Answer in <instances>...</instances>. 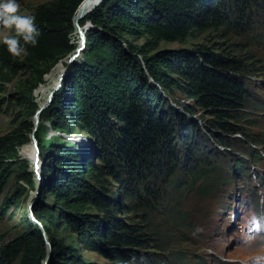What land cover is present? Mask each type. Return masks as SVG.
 Here are the masks:
<instances>
[{
	"label": "trees",
	"instance_id": "trees-1",
	"mask_svg": "<svg viewBox=\"0 0 264 264\" xmlns=\"http://www.w3.org/2000/svg\"><path fill=\"white\" fill-rule=\"evenodd\" d=\"M82 1L52 0L27 15L35 17L41 34L35 47L17 37L26 49L24 58L11 55L7 45L0 44L1 83H10L23 68L37 72L28 89L31 115L55 89L49 80L51 69L78 47L71 35L74 28L76 32L74 16ZM254 3L256 0H102L79 21L83 30L84 24L91 22L84 51L70 65L51 104L41 112L35 132L44 180L33 213L45 228L56 257L68 264H82L74 252L77 250L63 248L51 228L67 226L85 248L115 264L140 263V249L147 244L145 232L137 223L128 225L118 214L150 206L142 196L150 192V185L139 187L135 182L144 177V171L168 169L169 178L176 169L178 135L182 134L193 150L191 133L198 121L189 122L186 113L202 110L211 116V134L222 143L223 136L214 128L237 132L234 121L257 106L246 82V76L256 72V64L250 63L255 55L246 47L232 50L213 43L193 49H159V42L162 38L183 40L188 34L221 26L226 27L222 32L226 35L231 7L243 14ZM245 24L237 20L234 25L245 29ZM12 32L11 37L16 36L14 27ZM146 34L152 38L144 43L129 39ZM35 88L36 102L32 98ZM177 93L194 101L179 104L175 100L184 112L171 102ZM44 121L68 133L87 131L99 149L96 159L75 145L45 143ZM34 127L31 121L26 135L0 137V197L11 177L4 154L17 155L16 146L29 141ZM30 147L27 143L21 151ZM31 150L26 152L29 159ZM113 161L124 167L126 178ZM31 162L36 171L34 155ZM105 174L124 185L117 198L109 193ZM20 178L37 189L32 172L26 170ZM46 195L54 197L55 204L42 202ZM133 196L138 202L128 207L124 201ZM86 207L98 212L85 211ZM47 253L45 235L29 217L28 230L0 249V264H12L19 256L20 264H44Z\"/></svg>",
	"mask_w": 264,
	"mask_h": 264
},
{
	"label": "rangeland",
	"instance_id": "rangeland-1",
	"mask_svg": "<svg viewBox=\"0 0 264 264\" xmlns=\"http://www.w3.org/2000/svg\"><path fill=\"white\" fill-rule=\"evenodd\" d=\"M50 1L17 0L20 4L17 14L27 16L39 4ZM229 17L231 26L226 35L222 34L226 27L221 26L219 29L211 28L188 34L183 40L162 38L159 49H193L200 44L211 46L213 43L232 50L246 47L255 55L250 63L256 64V72L246 76V82L257 106L242 112L240 119L234 121L235 127L239 129L237 132L214 128L223 136L222 143L211 134V116L202 113V110L196 114L186 113L189 122L198 121V127L191 133L194 136L191 140L193 150H189V143H184L185 137L178 135L175 142L178 158L173 163L176 169L169 178L166 179L168 169L163 172L144 171V177L138 183L135 182L139 187L150 185V192L142 194L143 202H149L150 206L118 214L128 225L137 223L145 232L147 244L140 249L141 261L133 264H247L250 258V251L241 246L239 240L241 223L249 211H264V0H256L243 14L233 6L229 10ZM237 20L247 22V28L241 29L234 25ZM12 35V29L0 26V44L6 36ZM151 38V34L129 37L137 43H144ZM71 39L78 47L82 46L75 28ZM21 55L24 58L25 53ZM69 55L51 69L53 72L49 80H52L55 87L65 71L63 63L67 65ZM36 75L37 72L32 69L23 68L10 83L0 82V102L3 105L0 112V137L12 134L13 138H19L26 135L25 128L29 122L35 124L28 89ZM36 88L32 92L34 102L38 90ZM175 100L179 104L194 102L177 93L171 102L182 112L183 108ZM44 124L42 137L45 143L75 145L96 159L99 149L87 131L68 133L52 127L48 121H44ZM27 143L31 147L22 150V154L21 149ZM11 147L9 144V149ZM16 150L17 155L10 152L4 154L11 177L0 197V249L28 230V219L31 217L29 206L36 200L35 187L20 178L27 170L34 174L36 180L31 160L34 155L36 161L37 149L32 135L29 141L16 146ZM30 150L31 160L26 156ZM112 165L118 166L119 174L126 178L124 167L116 161ZM104 178L110 183V194L116 198L122 194L123 184L106 174ZM90 180L94 182L93 178ZM45 198L42 202L55 204L54 197L46 195ZM137 202L133 196L126 199L124 204L133 207ZM84 210L98 212L95 207H86ZM51 228L63 248L77 250L74 252L78 259H82V264H115L110 258L85 248L77 234L67 226ZM45 241L47 249L50 247L47 264H68L55 256L48 237ZM20 261L21 256L12 264H20Z\"/></svg>",
	"mask_w": 264,
	"mask_h": 264
},
{
	"label": "clouds",
	"instance_id": "clouds-1",
	"mask_svg": "<svg viewBox=\"0 0 264 264\" xmlns=\"http://www.w3.org/2000/svg\"><path fill=\"white\" fill-rule=\"evenodd\" d=\"M19 9L17 0H0V26L6 29L14 27L16 32V36L4 38V44L13 56H20L26 51L17 37H22L26 45L35 47L41 34L35 17L18 15ZM239 243L251 253L247 264H264V211H249L241 223Z\"/></svg>",
	"mask_w": 264,
	"mask_h": 264
},
{
	"label": "water",
	"instance_id": "water-1",
	"mask_svg": "<svg viewBox=\"0 0 264 264\" xmlns=\"http://www.w3.org/2000/svg\"><path fill=\"white\" fill-rule=\"evenodd\" d=\"M101 1H102V0H98V2H97L96 4H94V5L92 6V8H91L90 10H88V11H89V12L92 11V9H94V8H95V7L101 2ZM86 13H87V12H86ZM86 13H84V14H80L79 17H78V19L76 20V24L79 26V28H82V26L79 25L78 20L83 19ZM84 26H86V28H85L84 31H82V32H83V34H82V38H83L82 46L78 49V52H77L76 54H74L72 57H70V59L68 60V63H67V66H66V71H64V73L61 75L60 80H59V83H58L56 89L51 93L50 98H49L47 104L44 105L43 107H40L39 109H37V111H36V113H35V116L37 117V119H36V121H35V127H34L33 133H32L31 135H32V139H33V141H34V145H35V147H36V149H37L38 160L40 161V164L37 166V170H38V171H37V173H36V186H37V189H36V200H38V197H39V194H40V188H41L42 183H43V180H44V175H43V172H42L44 162H43V160H42L41 157H40L39 143H38V139H37V137H36V135H35V132H36V130H37V128H38V125H39V118H40V114H41V112L51 104L55 92H56V91L62 86L63 79H64V77L66 76V74L68 73L69 68H70V65H71L74 61L78 60V59L81 57V53L84 51V48H85V45H86V32L89 30V28H90V26H91V22L87 21V22L84 24ZM36 200L33 201V202L30 204V206H29V209H30V216H31V219H32L35 223H37V224L40 226V228H41L43 234L45 235V238L47 239V234H46V230H45V228L43 227L42 223H41V222L35 217V215H34V213H33V206H34V204L36 203ZM48 242H49V241H48ZM48 250H49V251H48V253H47V256H46V259H45V261H44V264H47V260H48V258H49V256H50V254H49V252H50V247L48 248Z\"/></svg>",
	"mask_w": 264,
	"mask_h": 264
},
{
	"label": "bare ground",
	"instance_id": "bare-ground-1",
	"mask_svg": "<svg viewBox=\"0 0 264 264\" xmlns=\"http://www.w3.org/2000/svg\"><path fill=\"white\" fill-rule=\"evenodd\" d=\"M98 2V0H83L82 2H81V4L79 5V7H78V9H77V11H76V13H77V15H76V17L74 16V22H75V26H76V33L78 34V36H79V38H80V40H81V43H83V41H82V34H83V32L82 31H84L83 30V28H79V26L76 24V20L78 19V17H79V15L80 14H84V13H86L85 14V16L89 13V11L88 10H90L91 8H92V6L94 5V4H96ZM75 13V14H76ZM84 16V17H85ZM81 20V19H80ZM80 20H78V22L80 21ZM80 25V24H79ZM81 46H79V47H77L72 53H71V55H69V59H70V57H72L74 54H76L77 52H78V49L80 48ZM68 59V60H69ZM67 63H68V61H67ZM67 66V65H66ZM66 71V70H65ZM63 73H64V71H63ZM62 73V74H63ZM61 74V75H62ZM61 75H60V77H61ZM60 77H59V79H58V83H59V80H60ZM58 83H57V85H58ZM57 87V86H56ZM56 87H55V89H56ZM54 89V90H55ZM53 90V91H54ZM52 91V92H53ZM50 98V97H49ZM49 100V99H48ZM48 100H47V102H48ZM47 102L44 104V105H46L47 104ZM43 105V106H44ZM43 106H41V107H43ZM40 108V107H39ZM38 108V109H39ZM36 119H37V117L35 116V120L34 121H36ZM40 118H39V123H40ZM67 136V135H66ZM36 155H37V164H36V167L40 164V161L38 160V154H37V152H36ZM37 169H36V172H35V175H36V173H37Z\"/></svg>",
	"mask_w": 264,
	"mask_h": 264
}]
</instances>
